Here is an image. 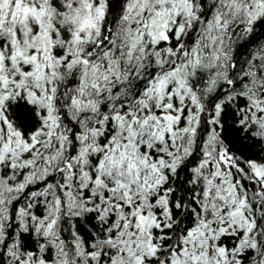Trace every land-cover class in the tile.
Returning <instances> with one entry per match:
<instances>
[{
    "label": "snow or ice",
    "instance_id": "snow-or-ice-1",
    "mask_svg": "<svg viewBox=\"0 0 264 264\" xmlns=\"http://www.w3.org/2000/svg\"><path fill=\"white\" fill-rule=\"evenodd\" d=\"M0 264H264V0H0Z\"/></svg>",
    "mask_w": 264,
    "mask_h": 264
}]
</instances>
